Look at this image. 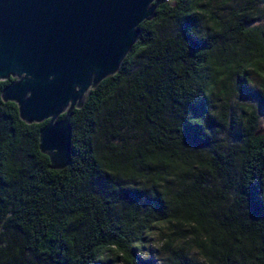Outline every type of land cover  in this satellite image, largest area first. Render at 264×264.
<instances>
[{
    "label": "trees",
    "instance_id": "1",
    "mask_svg": "<svg viewBox=\"0 0 264 264\" xmlns=\"http://www.w3.org/2000/svg\"><path fill=\"white\" fill-rule=\"evenodd\" d=\"M168 1L71 111L64 169L38 150L47 121L25 124L1 100L13 79L0 81V264H264V130L251 112L225 118L211 101L231 74L264 115L255 20ZM153 234L157 258L144 249Z\"/></svg>",
    "mask_w": 264,
    "mask_h": 264
},
{
    "label": "water",
    "instance_id": "2",
    "mask_svg": "<svg viewBox=\"0 0 264 264\" xmlns=\"http://www.w3.org/2000/svg\"><path fill=\"white\" fill-rule=\"evenodd\" d=\"M162 0H0L1 100L25 124L47 121L38 150L49 169L70 159L71 111L118 71ZM62 115L60 119L58 117Z\"/></svg>",
    "mask_w": 264,
    "mask_h": 264
},
{
    "label": "rangeland",
    "instance_id": "3",
    "mask_svg": "<svg viewBox=\"0 0 264 264\" xmlns=\"http://www.w3.org/2000/svg\"><path fill=\"white\" fill-rule=\"evenodd\" d=\"M174 0H169L168 3L172 4ZM206 0H202L204 6V11L210 18H214L218 21H229L231 19L230 13L241 14L243 16L253 18L255 22L250 26L252 29V40L254 44L257 46L260 45L264 48V42L260 36L261 27L264 24V0H229L226 4H220L211 2L209 4H205ZM208 17L203 18V23L207 26L209 24ZM165 32L171 31L172 27L167 25L164 27ZM162 34L161 30H158V35ZM237 52H242L241 43L237 44ZM252 80L254 82V88L257 91H262L264 93V89H262L263 82L256 75H252ZM225 85L227 86L226 96H211L212 105L214 111L221 112L224 114L225 118H242L245 117L246 114L251 112L255 115V123L256 128L260 131L264 130V115L259 107L257 106L255 100L251 97H239L237 88L236 77L228 74L226 77ZM226 102H225V101ZM224 103V104H223ZM245 113L244 115H241ZM227 128V126L225 127ZM223 137V135H221ZM159 244L157 243V238L155 234L151 236L147 243L144 245V249L150 253L152 258L159 257Z\"/></svg>",
    "mask_w": 264,
    "mask_h": 264
}]
</instances>
